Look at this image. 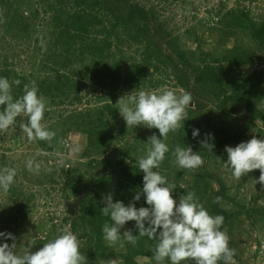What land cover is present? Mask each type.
Masks as SVG:
<instances>
[{
  "label": "rangeland",
  "instance_id": "obj_1",
  "mask_svg": "<svg viewBox=\"0 0 264 264\" xmlns=\"http://www.w3.org/2000/svg\"><path fill=\"white\" fill-rule=\"evenodd\" d=\"M134 1L153 11V15L149 18L147 39L158 44L163 53L161 61L153 60L145 66L138 87L134 84V88L130 89L123 85L124 67H129V63L123 60L122 72L115 74V81L111 80L109 86H95L98 81H92L94 86L90 88L91 82L85 86V80H81L83 86H81L80 103L71 102L72 95L67 98L57 96L55 102L44 98L46 111L42 123L55 133L50 141H45L44 146L35 138L29 140L23 132L20 125L25 123L23 121L25 117H18L14 126L6 131H0V168L14 167L17 171L14 184L7 190L0 188V232L11 233L16 237L18 253L23 246L27 245L36 251L65 230L71 231V221L79 216L80 198L92 188L89 178L118 173V168H115V157H120L121 153L116 149L125 145L140 144L135 150L137 153L132 152L126 160L129 161L126 162L127 164H130L132 159L137 161L140 156L146 154L144 143H147L155 129L144 126L127 128L117 105L118 100L126 94L133 91L136 93L154 91L160 88L174 90L177 95L187 92L193 97L190 108L198 115V119L203 121L205 118L209 119L215 127L231 134L244 131L246 124H249L238 141L225 146L235 147L253 137L264 138V50H260L254 44L250 45L248 36L239 32L238 29H233L229 23L218 22L223 15L233 10H246L254 19L264 22V0ZM46 3L45 0H0V70L11 71L10 82L14 78L13 75L18 74L25 78L24 85L31 84L32 81L39 84L41 79L47 75L51 76L54 70V67L49 65L48 58L52 56L51 54H60V48L54 43L61 26L58 29L52 27L54 25L51 19L53 11ZM5 4H9V7L7 8ZM16 10L18 15L22 16V22L12 32L17 36L20 35L19 38H14L17 36L9 34L10 32L7 34L4 32L7 21L4 18L10 17ZM227 21L232 23L230 19ZM21 25H28V31L21 32L19 30ZM91 31L93 32L94 29ZM93 33L96 34V32ZM237 39L241 41L243 50L234 59L238 64L233 63L231 70L233 74L237 71L235 75L243 81L242 84L240 83L239 91L247 93L248 101L251 98L254 102L256 111L252 116L245 113L246 100H242L239 104L237 115L218 112L220 101L224 97L231 96V89L219 100H215L211 93L209 94L194 83L192 65L196 64L194 60L198 55V42L205 52L218 50L222 52L231 48ZM221 40H226L224 46L220 45ZM147 42L146 39L143 40V48ZM139 47L141 45L137 47L135 43L131 46L123 44L121 51L113 48L112 52L117 56L121 54L125 57L124 59L129 57L135 59L140 58ZM177 49L188 53L186 58L192 65L182 64L177 56L170 52L175 53ZM166 53L172 57L170 62L165 59ZM175 69L182 71L185 75L183 77L185 87L178 84ZM118 74L121 75L120 80H116ZM137 80L138 78L134 76V83ZM12 92L14 94L16 90ZM227 102L230 106L233 102L232 98ZM107 104L113 108L112 113H108L106 117L111 124L107 131L112 136V140L101 156H94L101 161V166L91 169L88 167L87 159L82 155L87 147L86 132L82 131L84 127L80 125L82 119L69 120L67 116L74 111L84 115L87 113L86 110L92 112L94 107ZM225 146L211 156H202L203 164L200 167L213 176L210 179L213 190L218 189L215 177L220 179L228 190V196L234 202L224 200L220 206L229 213H235L238 210L237 205L247 210L250 208L251 200L257 199L254 203V210L257 212H252L251 218L247 214H240L233 220L232 235L229 236L228 228L224 231L229 236V246L236 252L234 264H264V186L255 181L258 180L260 170H253L240 180L235 179L223 166V161L227 160ZM29 159H34L41 164L38 174L27 170L26 162ZM62 168L65 170L64 173ZM75 168L78 169L76 173H66ZM171 168V170L181 169L175 163L174 156ZM194 170H189V173L185 174L178 183L170 184H177L181 188L190 186ZM161 173L168 174L170 170H163ZM178 189L180 188L175 185L172 193L177 202L182 197L177 196ZM203 196L207 197L208 193ZM199 202L203 204L205 201L199 200ZM131 228V224H126L121 232ZM82 231L78 229L73 232L80 239L81 252L86 240L80 237ZM125 241L122 239L112 246L116 253L122 254ZM4 242L10 246L13 243L12 240H0V243ZM113 260L116 264L122 263L119 256ZM136 261L138 264H157L154 258L137 257ZM161 264H169V262L165 260Z\"/></svg>",
  "mask_w": 264,
  "mask_h": 264
},
{
  "label": "trees",
  "instance_id": "obj_2",
  "mask_svg": "<svg viewBox=\"0 0 264 264\" xmlns=\"http://www.w3.org/2000/svg\"><path fill=\"white\" fill-rule=\"evenodd\" d=\"M45 1L47 2L46 5L53 11L51 19L54 25L52 27L58 29L61 26L59 32L56 34V41L54 43L61 51L60 54H51L52 56L48 58L49 65L54 67L51 76L47 75L44 79L40 80L39 84H36L39 89V94L44 98L55 102L57 96L67 98L72 95L73 99L71 102L80 103L82 99L80 95L82 92L81 86H83L81 80H85V86L91 82L90 88L94 86L92 81H98L95 86H109L111 80L112 82L115 81V74L122 72L121 66L123 60L129 63V67L125 66L124 74H122L124 76L123 85L133 89L134 84L135 87L139 86L140 76L145 66L153 60L161 61L163 56L162 49L158 44L147 39L149 18L153 15V11L146 9L139 2H135L134 0ZM5 5L7 8L9 7V4ZM4 19L7 20L5 34L10 32L9 34L17 36L12 31L17 26H20L19 23L22 22V16H19L16 10L13 11L10 17H5ZM228 19L233 24L227 21ZM223 21L229 23L233 29H238L239 32L247 35L250 45L254 44L260 50H264V22L254 19L250 12L246 10H233L218 20L222 24ZM13 26L15 27L13 28ZM27 29L28 25H21L19 30L25 33L28 31ZM91 29H94L93 32H96V34ZM19 37L20 35L14 38ZM144 39L148 42L143 48ZM121 42L127 46H131L133 43L137 47L141 45L142 48L139 47L140 52L138 51L140 58L137 57L139 58L138 60L132 57L124 59L125 57L121 54L118 56L117 54L115 55L112 52L113 48H116V50L118 48L121 51V46H123ZM220 42V45L224 46L226 40H221ZM242 47L241 41L237 39L233 46L225 51L205 52L201 48L200 42H198V55L195 57V60L193 59L196 63L194 65L186 58L188 55L186 51L177 49L175 53L173 51L170 52L175 54L182 64L193 66L194 83L209 94L211 93L215 100H219L222 95H226L231 89V96L224 97L220 101L218 112H228L229 114L237 115L239 104L242 100H246L245 113L252 116L256 111L254 102L251 98L248 101L247 93L239 91L243 81L235 75L237 71L233 74L231 70L233 63L237 62L234 59L243 50ZM168 54H165V59L170 62L172 57ZM154 67L157 69L155 65ZM11 74V71L8 69L4 71L0 70V76L7 77L8 79H10ZM13 76L12 81H21L19 86L13 85L14 88L12 89L16 90V93L13 95L18 98L23 92L25 78L18 74ZM120 76L118 74L116 80H120ZM134 76L138 78L135 83ZM175 76L177 77L178 84L185 87L186 84L183 78L185 75L183 72L176 70ZM231 98L233 102L228 106L227 101ZM2 107L0 106V109ZM112 110L113 108L107 104L102 107H94L91 110L92 112L86 110L87 113H84V115L74 111L67 116L69 120L72 118L82 119V124L80 125L84 127L82 131L86 132L87 137V147L82 155L83 158L87 159L88 167L91 169H97L101 166V161L94 156H101L106 151L105 149L110 146L112 136L108 134L107 130L111 124L106 117L108 113H112ZM197 116L192 108L187 107L184 128L183 124H181V127L175 133H169L168 139L165 141L170 151L166 154V158L162 162L159 171L170 170L168 174L161 173L167 177L169 183H178V181L183 179L185 174L189 173L188 169L183 168L180 170H171L172 153L177 145L191 146L195 153L200 152L199 154L201 156L208 157L216 151H221L225 145L238 141L249 126V124H246L244 131L231 134L215 127L209 119L205 118L203 121V119H198ZM23 121L26 123L27 118L25 117ZM193 129H199V137H192ZM154 133L159 136L157 129H155ZM206 133H210L214 137V139H208V143L214 144L212 150L202 148L201 141L207 139L205 136ZM38 142L43 146L45 144V141L38 140ZM139 146L140 144L136 143V146L134 144L125 145L118 150L116 149V151L121 153L120 157H115V168H118V173L113 172L111 176L102 174L96 176L94 179L89 178L92 188L86 191L80 198L79 216L71 221L70 230L72 232H76L78 229L83 230L80 237L86 239L82 249V253L86 258V264H108L110 260L118 256L122 259L121 264H138L136 261L137 257L153 258L154 256V240L143 237L138 240L136 246H132L125 241L122 254H118L105 241L104 233L102 232L103 225L106 222H111L110 217L104 216L100 211L104 207L102 203L103 197L112 194L114 202L122 201L127 205L133 202L134 196L143 188V173L139 171L136 160L132 159L130 164L126 163L130 154L137 150ZM135 152L137 153V151ZM61 170L63 173L65 172L64 168ZM77 170L75 168L71 172L66 173H76ZM73 176L74 174L72 178ZM212 178L213 176L206 169L202 167L195 169L192 174L193 181L190 186L186 185V188H181L175 184L176 187L180 188L178 192L176 191L177 196H183L187 192H195L199 200L205 201L203 206L211 215H222L224 217L221 230L224 231L225 228H228V234L231 236L233 220L240 214H247L251 218V213L257 212L254 210V203L257 199L254 198L251 200L249 209L244 210V207L237 205L238 210L235 213H229L220 206L221 202L224 200L234 202V200L228 196V190L224 187L222 181L216 177L215 180L218 184V189L216 191L213 190L210 182ZM206 193H208V196L204 197L203 194ZM217 197L221 198L218 202ZM135 204L137 208L147 207L143 196ZM127 224H131V231L134 235H138L135 222L130 221Z\"/></svg>",
  "mask_w": 264,
  "mask_h": 264
},
{
  "label": "clouds",
  "instance_id": "obj_3",
  "mask_svg": "<svg viewBox=\"0 0 264 264\" xmlns=\"http://www.w3.org/2000/svg\"><path fill=\"white\" fill-rule=\"evenodd\" d=\"M20 83V80L10 82L7 77L0 76V106H3L0 109V131L14 126L18 117H26L27 122L20 127L28 139L50 141L55 133L42 123L46 111L44 97L39 94L35 81L24 85L22 96L14 97L13 85L19 86ZM192 100L190 93L177 95L168 88L133 91L118 100V111L127 128L144 126L157 129L159 136L154 133L148 138L144 143L146 154L136 161L143 173V188L134 196L133 202L127 205L122 201L114 202L112 194L103 197L104 207L100 211L110 217L111 222L103 225L102 232L109 246L122 239L132 246H136L143 237L154 240L153 258L157 264L165 260L169 264H234L235 249L229 246V236L221 230L224 217L211 215L195 192H187L177 202L172 195L175 185L157 170L170 151L165 141L169 133H175L181 124L184 128L185 109L192 105ZM199 136V129H193L192 137ZM205 136L207 139L201 141L202 148L212 150L214 144L208 143V139L214 137L210 133ZM225 151L227 160L223 161V166L235 179L240 180L253 170H260L255 181L264 186V138L253 137L235 147L225 146ZM199 153H194L191 146L177 145L172 155L180 168L193 170L203 164ZM26 168L38 174L41 164L29 159ZM16 176L14 167L0 168V188L9 189ZM141 196L147 207L137 208L135 202L140 201ZM216 199L218 202L221 198ZM130 221L135 222L138 235L131 230L121 232ZM0 240L13 241L11 246L7 242L0 243V264H86L80 250V239L69 230L36 251L27 245L18 253L16 237L11 233L0 232ZM108 264H116V261L110 260Z\"/></svg>",
  "mask_w": 264,
  "mask_h": 264
}]
</instances>
